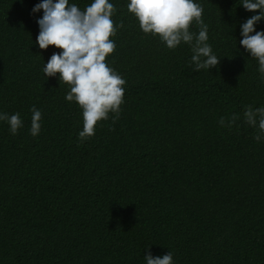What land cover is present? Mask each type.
Returning a JSON list of instances; mask_svg holds the SVG:
<instances>
[{
    "label": "trees",
    "instance_id": "trees-1",
    "mask_svg": "<svg viewBox=\"0 0 264 264\" xmlns=\"http://www.w3.org/2000/svg\"><path fill=\"white\" fill-rule=\"evenodd\" d=\"M41 2L0 0V115L23 122L13 135L0 119V264H147L169 251L173 264H264V134L259 117L244 122L264 108V74L240 44L258 11L193 0L221 59L196 71L191 45L169 49L142 31L130 0H109L116 48L105 62L125 80L123 103L82 139L71 86L44 72L62 50L36 43Z\"/></svg>",
    "mask_w": 264,
    "mask_h": 264
},
{
    "label": "clouds",
    "instance_id": "clouds-1",
    "mask_svg": "<svg viewBox=\"0 0 264 264\" xmlns=\"http://www.w3.org/2000/svg\"><path fill=\"white\" fill-rule=\"evenodd\" d=\"M243 7L252 15L240 25V44L258 59L259 71L264 74V31H256L255 25L264 19V0H244ZM43 10V16L37 20L40 31L36 43L40 49L49 46L61 49V53H53L44 67L47 78L59 73L60 81L70 85L66 95L67 101L78 103L82 108L83 131L80 137H91L95 134L98 121L108 119L109 112L119 115L123 103L125 80L106 64V57L113 53L116 45L110 39L116 34V27L111 19L114 6L109 0H94L84 11L69 0H42L32 9L33 13ZM128 10L138 18L144 33L159 35L169 49L176 48L181 41L192 47V63L195 70H211L218 68L220 58L212 54L208 40V26L204 24L203 9L193 0H130ZM200 26L198 35L189 31L192 22ZM122 26V25H121ZM255 34H252L254 33ZM31 134L38 135L41 125V112L32 108ZM264 134V108L244 112V122L257 127ZM0 119L8 122L13 135L23 126L19 113L9 117L0 115ZM239 119L233 115L228 121L231 127ZM225 126V120L219 121ZM258 134L254 137L261 139ZM147 264H173L172 253L163 257L145 255Z\"/></svg>",
    "mask_w": 264,
    "mask_h": 264
}]
</instances>
